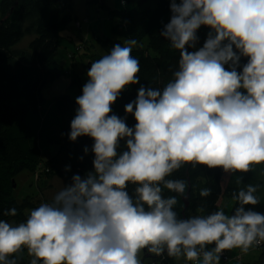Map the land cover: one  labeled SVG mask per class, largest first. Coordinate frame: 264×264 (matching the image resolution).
Instances as JSON below:
<instances>
[{
    "label": "clouds",
    "instance_id": "9594fccd",
    "mask_svg": "<svg viewBox=\"0 0 264 264\" xmlns=\"http://www.w3.org/2000/svg\"><path fill=\"white\" fill-rule=\"evenodd\" d=\"M168 3L159 34L179 52L172 79L163 88L140 84L132 51L143 45L135 38L90 63L68 139L91 138L83 152L93 154L92 168L73 174L25 221L0 219V264H17L24 250L29 264H142L144 253L220 264L224 251L246 254L264 243V213L245 207L260 203L259 185L233 193L230 215L180 218L175 207L187 198V181L169 178L186 165L233 174L264 164V0ZM131 85H139L136 96L119 116L112 105Z\"/></svg>",
    "mask_w": 264,
    "mask_h": 264
},
{
    "label": "trees",
    "instance_id": "16d2710c",
    "mask_svg": "<svg viewBox=\"0 0 264 264\" xmlns=\"http://www.w3.org/2000/svg\"><path fill=\"white\" fill-rule=\"evenodd\" d=\"M128 1L129 8L114 11V15L119 18L112 26L115 37L99 38L101 49L108 54L114 43L123 46L126 39L135 38L142 44L146 38L143 47L133 48L132 51V55L139 61L140 84L163 88L172 79V71L176 70L179 58V52L170 48L168 41L159 34L170 17L168 0H125V3ZM72 8L73 0H0V219L8 222L12 218L19 222L25 221L29 211L39 206L38 201L27 195L20 202L13 197L14 177L24 169L33 170L42 161L40 141L50 131L59 134L60 143L55 153L42 162L48 176L65 175L71 178L77 173L84 175L86 170L92 168L93 154L91 151L87 155L83 152L84 146L91 148V138L82 136L75 142L68 139L70 121L77 107L75 97L67 91L50 99L44 94L45 88L62 73V65L56 61L55 51L61 37L60 31L71 20ZM206 31L201 28L198 32L201 43ZM26 36L29 37L27 45L19 48L17 45ZM92 56L94 60L102 57ZM244 62L246 59L242 58L241 63ZM11 80L15 83L11 107L14 109L20 105V109L16 115L7 116L8 110L1 98V89ZM138 87L131 85L125 91L126 95L112 105L114 113L125 115L124 105L135 98ZM127 123L129 126L135 123L130 114ZM81 156L83 160L78 159ZM66 165H70L67 172ZM223 177L224 172L220 168L209 169L204 165L195 168L186 165L173 173L170 179H184L188 185L186 203L178 197L179 203L175 207L178 216L188 218L214 212L219 209L222 196L232 198L234 192L248 184L259 185L256 195L260 197V203L245 207H253L264 213V164L254 165L247 173L229 174L225 184ZM238 179L241 180L240 184L237 183ZM204 188L211 189L207 197L199 195ZM131 191L132 186H129ZM164 195L167 197L175 193L165 190ZM46 202L50 201L46 199ZM235 206L236 202L233 201L231 214ZM10 208L17 209L16 216L4 215ZM253 248H257L258 253L252 258V264H264V243ZM26 254L15 255L17 264H29L31 257ZM223 254L228 257L224 251L221 258ZM148 258L150 260L147 264H179L177 259L166 254H150ZM181 262L191 263L183 259Z\"/></svg>",
    "mask_w": 264,
    "mask_h": 264
},
{
    "label": "rangeland",
    "instance_id": "374dc122",
    "mask_svg": "<svg viewBox=\"0 0 264 264\" xmlns=\"http://www.w3.org/2000/svg\"><path fill=\"white\" fill-rule=\"evenodd\" d=\"M73 8L71 10L72 19L68 22L65 29L60 31L58 46L55 51L56 61L62 65L61 76L47 86L44 90L46 98L50 99L61 92L67 91L72 97L81 95L82 85L86 82V72L90 67V62L98 55H106L100 46V39L108 37L114 38L112 26L119 20L114 11L129 8V1L121 4V0H73ZM80 22V25H77ZM29 37H24L17 45L19 48L25 47ZM146 38L142 42L144 46ZM78 79V80H77ZM14 81H8L1 89V98L4 106L7 107V116L16 115L20 109L17 105L14 109L11 107V99L13 96ZM126 93H122L121 96ZM75 113V111H74ZM60 136L57 132L50 131L49 134L43 137L40 141L41 145V160L38 166L33 170L24 169L14 177L13 197L20 202L26 195L39 204L46 202V199L51 202L53 195L70 182L68 176L59 177L56 175L48 176L44 170L42 162L51 154L55 153ZM49 167V166H48ZM50 169V168H49ZM229 174L224 173L223 184L228 179ZM233 200L229 196H222L219 201V209H223L226 214H231ZM12 223H19L16 218L11 219ZM227 252L228 260L220 262L223 264H252V258L257 256V248H251L248 253H242L239 249H233ZM27 251L16 254L24 255ZM26 256H29L26 254ZM238 256L240 259H237ZM144 258L141 255L142 264H147L150 258ZM182 259L178 260L179 264ZM247 262V263H246ZM192 264V262L190 263Z\"/></svg>",
    "mask_w": 264,
    "mask_h": 264
},
{
    "label": "water",
    "instance_id": "95a60500",
    "mask_svg": "<svg viewBox=\"0 0 264 264\" xmlns=\"http://www.w3.org/2000/svg\"><path fill=\"white\" fill-rule=\"evenodd\" d=\"M13 186H14V185H13ZM183 201L186 203V199H185V198H183ZM149 255H150V254H147V253H146V254H145V257H146V256L149 257Z\"/></svg>",
    "mask_w": 264,
    "mask_h": 264
},
{
    "label": "built area",
    "instance_id": "2783aa9c",
    "mask_svg": "<svg viewBox=\"0 0 264 264\" xmlns=\"http://www.w3.org/2000/svg\"><path fill=\"white\" fill-rule=\"evenodd\" d=\"M224 260H227V257L223 254V257H222Z\"/></svg>",
    "mask_w": 264,
    "mask_h": 264
},
{
    "label": "bare ground",
    "instance_id": "6f19581e",
    "mask_svg": "<svg viewBox=\"0 0 264 264\" xmlns=\"http://www.w3.org/2000/svg\"><path fill=\"white\" fill-rule=\"evenodd\" d=\"M224 260V259H223ZM224 261H226V260H224Z\"/></svg>",
    "mask_w": 264,
    "mask_h": 264
}]
</instances>
